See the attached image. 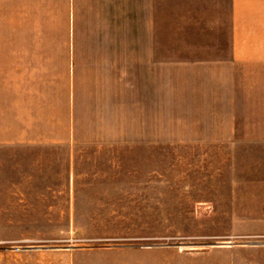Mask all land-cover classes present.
<instances>
[{"label":"rangeland","instance_id":"1","mask_svg":"<svg viewBox=\"0 0 264 264\" xmlns=\"http://www.w3.org/2000/svg\"><path fill=\"white\" fill-rule=\"evenodd\" d=\"M112 77L82 71L80 144L0 145V264H264V63L228 141L141 137Z\"/></svg>","mask_w":264,"mask_h":264},{"label":"crops","instance_id":"2","mask_svg":"<svg viewBox=\"0 0 264 264\" xmlns=\"http://www.w3.org/2000/svg\"><path fill=\"white\" fill-rule=\"evenodd\" d=\"M241 63L264 0H0V145L80 144L83 70L136 87L141 137L231 140Z\"/></svg>","mask_w":264,"mask_h":264},{"label":"water","instance_id":"3","mask_svg":"<svg viewBox=\"0 0 264 264\" xmlns=\"http://www.w3.org/2000/svg\"><path fill=\"white\" fill-rule=\"evenodd\" d=\"M253 244H255V243H253Z\"/></svg>","mask_w":264,"mask_h":264}]
</instances>
